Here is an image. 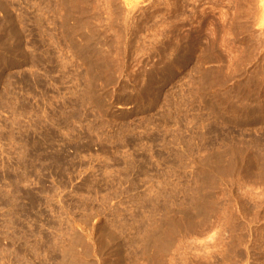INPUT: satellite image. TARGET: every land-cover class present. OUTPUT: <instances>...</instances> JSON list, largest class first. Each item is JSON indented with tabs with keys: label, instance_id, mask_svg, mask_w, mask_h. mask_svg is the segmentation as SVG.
Listing matches in <instances>:
<instances>
[{
	"label": "rangeland",
	"instance_id": "374dc122",
	"mask_svg": "<svg viewBox=\"0 0 264 264\" xmlns=\"http://www.w3.org/2000/svg\"><path fill=\"white\" fill-rule=\"evenodd\" d=\"M0 264H264V0H0Z\"/></svg>",
	"mask_w": 264,
	"mask_h": 264
}]
</instances>
